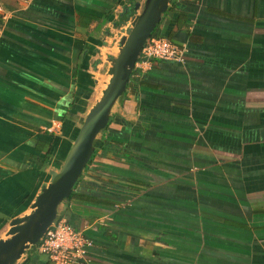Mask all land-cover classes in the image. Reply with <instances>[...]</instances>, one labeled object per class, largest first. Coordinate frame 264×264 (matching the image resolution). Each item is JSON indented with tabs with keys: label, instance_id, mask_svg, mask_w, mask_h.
<instances>
[{
	"label": "crops",
	"instance_id": "1",
	"mask_svg": "<svg viewBox=\"0 0 264 264\" xmlns=\"http://www.w3.org/2000/svg\"><path fill=\"white\" fill-rule=\"evenodd\" d=\"M144 1L0 0V238L61 165L108 81L115 24ZM172 1L157 31L184 64L129 79L76 186L107 204L58 215L95 264H264V0ZM15 264L49 261L33 247Z\"/></svg>",
	"mask_w": 264,
	"mask_h": 264
},
{
	"label": "water",
	"instance_id": "2",
	"mask_svg": "<svg viewBox=\"0 0 264 264\" xmlns=\"http://www.w3.org/2000/svg\"><path fill=\"white\" fill-rule=\"evenodd\" d=\"M171 0L135 2L124 9L125 20L133 16L132 26L120 28L117 54L107 59L109 77L100 97L89 108L78 128L69 150L59 168L49 172L48 182L41 188L29 211L8 223L0 238V264H15L30 248L37 246L46 230L58 218V208L71 195L77 181L89 163L98 135L106 128L111 109L124 95L140 51L161 23ZM135 11L138 13L133 14ZM120 20L118 27L124 25Z\"/></svg>",
	"mask_w": 264,
	"mask_h": 264
},
{
	"label": "built area",
	"instance_id": "3",
	"mask_svg": "<svg viewBox=\"0 0 264 264\" xmlns=\"http://www.w3.org/2000/svg\"><path fill=\"white\" fill-rule=\"evenodd\" d=\"M133 18L126 21L124 30L132 26ZM185 44L171 41L165 37H150L140 51L134 69L142 70L152 62H185ZM59 122H54L49 132L59 131ZM92 241L84 236L82 229H75L64 219H56L46 230L37 246L39 253L45 255L49 264H95L90 257Z\"/></svg>",
	"mask_w": 264,
	"mask_h": 264
},
{
	"label": "trees",
	"instance_id": "4",
	"mask_svg": "<svg viewBox=\"0 0 264 264\" xmlns=\"http://www.w3.org/2000/svg\"><path fill=\"white\" fill-rule=\"evenodd\" d=\"M171 5H172V6H171ZM174 6H175V1H172L171 4H170V6L168 7L167 12H168L170 9H172ZM167 12H166V13H167ZM166 13H165V14H166ZM165 14H164V15H165ZM164 15H163V16H164ZM162 18H163V17H162ZM115 26H118V24H115ZM151 37H164V35L158 33V31H157V29H156L155 32L152 33ZM165 38H166V36H165ZM168 38H172V32H170L169 34H167V39H168ZM169 40H170V39H169ZM135 74L141 76L143 73L140 72L138 69H134L133 72H132V74H131V77H133ZM131 77H130V78H131ZM106 128H107V126H106ZM106 128L100 133L101 136H102V134L105 132ZM101 136H100L99 138H97L96 141H95V149H94V153H93V155H92V157H91L89 163H88L87 166L85 167L83 173L86 171V169L88 168V166H89L90 163L92 162V160H93L94 156L96 155L97 151L100 149L101 144H106L105 141H104V139H103ZM110 144L115 145L116 143H115V142H111ZM83 173H82L81 177L79 178V180L77 181V184L79 183V181H81V179H82V177H83ZM77 184H76L75 187L73 188L70 197H69V198L63 203L64 205L69 204V203H70L71 201H73V200L84 201V202H90V203L97 204V205H100V204H107L106 202H104V201H102V200H100V199L93 198V197H88V196H86V195H83V194H80V193L76 192V186H77ZM57 219H61V216L58 215V218H57ZM67 223H68V222H67ZM70 225H71V223H70ZM71 226H73V225H71ZM73 227L75 228V226H73ZM75 229H77V228H75ZM37 246H38V244H37ZM37 246H35V248H37ZM32 248H33V247H32ZM47 260H48V259H47Z\"/></svg>",
	"mask_w": 264,
	"mask_h": 264
},
{
	"label": "rangeland",
	"instance_id": "5",
	"mask_svg": "<svg viewBox=\"0 0 264 264\" xmlns=\"http://www.w3.org/2000/svg\"><path fill=\"white\" fill-rule=\"evenodd\" d=\"M164 15V14H163ZM124 26H125V23H124V25L123 26H121L120 28H124ZM118 32H119V30H118ZM118 41V40H117ZM59 208H61V207H59Z\"/></svg>",
	"mask_w": 264,
	"mask_h": 264
},
{
	"label": "bare ground",
	"instance_id": "6",
	"mask_svg": "<svg viewBox=\"0 0 264 264\" xmlns=\"http://www.w3.org/2000/svg\"><path fill=\"white\" fill-rule=\"evenodd\" d=\"M105 85H106V84H105ZM104 88H105V87H104ZM104 88H103V89H104ZM100 95H101V92H100ZM99 97H100V96H99Z\"/></svg>",
	"mask_w": 264,
	"mask_h": 264
}]
</instances>
